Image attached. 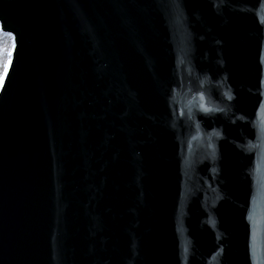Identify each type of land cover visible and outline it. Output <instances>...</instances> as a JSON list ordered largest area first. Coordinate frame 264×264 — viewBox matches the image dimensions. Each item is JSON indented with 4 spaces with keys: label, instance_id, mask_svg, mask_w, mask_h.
I'll return each instance as SVG.
<instances>
[{
    "label": "water",
    "instance_id": "1",
    "mask_svg": "<svg viewBox=\"0 0 264 264\" xmlns=\"http://www.w3.org/2000/svg\"><path fill=\"white\" fill-rule=\"evenodd\" d=\"M0 264H264V0H0Z\"/></svg>",
    "mask_w": 264,
    "mask_h": 264
},
{
    "label": "snow or ice",
    "instance_id": "2",
    "mask_svg": "<svg viewBox=\"0 0 264 264\" xmlns=\"http://www.w3.org/2000/svg\"><path fill=\"white\" fill-rule=\"evenodd\" d=\"M0 31H2V28H0ZM5 35L9 36L10 38L13 36L12 33H5ZM14 47L15 45L12 44L0 49V81H3L5 73L9 68ZM262 83H264V81H262Z\"/></svg>",
    "mask_w": 264,
    "mask_h": 264
},
{
    "label": "rangeland",
    "instance_id": "3",
    "mask_svg": "<svg viewBox=\"0 0 264 264\" xmlns=\"http://www.w3.org/2000/svg\"><path fill=\"white\" fill-rule=\"evenodd\" d=\"M10 40L12 41V37L10 39L9 36L5 35V33L0 31V49L4 48L6 46L12 45L13 42L11 43ZM5 75H6V73H5ZM4 78H5V76H4ZM1 83H2V81H0V85H1Z\"/></svg>",
    "mask_w": 264,
    "mask_h": 264
},
{
    "label": "bare ground",
    "instance_id": "4",
    "mask_svg": "<svg viewBox=\"0 0 264 264\" xmlns=\"http://www.w3.org/2000/svg\"><path fill=\"white\" fill-rule=\"evenodd\" d=\"M11 39V38H10ZM11 41V40H10ZM13 42V39H12V41H11V43Z\"/></svg>",
    "mask_w": 264,
    "mask_h": 264
}]
</instances>
